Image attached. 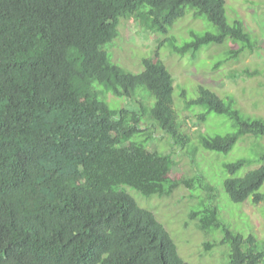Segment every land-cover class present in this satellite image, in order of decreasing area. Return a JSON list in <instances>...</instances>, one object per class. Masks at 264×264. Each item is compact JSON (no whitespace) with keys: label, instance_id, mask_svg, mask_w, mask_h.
Segmentation results:
<instances>
[{"label":"trees","instance_id":"obj_1","mask_svg":"<svg viewBox=\"0 0 264 264\" xmlns=\"http://www.w3.org/2000/svg\"><path fill=\"white\" fill-rule=\"evenodd\" d=\"M225 0H0V264H188L155 215L125 192L144 198L170 196L177 188L212 187L202 174L173 173L170 153L145 147L150 122L178 146L190 137L175 108L174 80L158 52L132 73L106 50L120 20L145 31L168 33L186 9L215 33L191 31L170 50L194 57L204 46L245 42L235 59L254 46L239 21L227 22ZM219 66V62L214 69ZM251 76L256 72L244 71ZM195 96L181 90L185 109L206 122L225 117L230 130L198 133L206 152L228 154L243 137H264V120L235 107L201 84ZM135 109L110 107L107 95ZM139 136L145 137L139 140ZM264 153L224 163L223 189L232 204L264 200V165L235 175ZM202 232L219 230L228 264H264V243L229 229L209 201L193 211Z\"/></svg>","mask_w":264,"mask_h":264},{"label":"rangeland","instance_id":"obj_2","mask_svg":"<svg viewBox=\"0 0 264 264\" xmlns=\"http://www.w3.org/2000/svg\"><path fill=\"white\" fill-rule=\"evenodd\" d=\"M227 22L231 25L239 21L249 35L254 46L247 47L237 58H227L229 50L238 49L245 42L231 45L225 42L221 46H204L194 57L191 53L184 56L173 53L167 39H174L177 46L190 41L191 31L201 34L215 33V28L204 18H195L190 9L185 16L169 28L168 33L156 34L143 30L133 20H120L118 37L106 47L113 63L132 73L142 71L141 61L158 52L160 60L174 80L175 108L182 131L190 137L188 146H178L156 126L143 121L141 128L151 133L145 144L150 151L170 153L174 161L173 173L185 176L202 174L205 181L214 187L213 192L205 189L190 190L177 188L164 198H144L135 190L123 187L136 203L151 211L164 226L177 246L179 256L188 264H228V247L221 244L222 232L219 230L202 232L198 228V219L191 216L202 204L212 201L218 216L229 225V229L243 237L254 236L264 243V200L253 203L251 198L240 204H232L224 189L223 181L230 176L223 169L224 163H230L240 157H255L264 153V137L241 138L228 154L204 151L197 142L198 133L230 130V122L225 117L211 115L206 122H199L194 114L198 110L185 109L179 99V92L187 90L194 97L192 88L201 84L219 97L231 96L235 107L253 118L264 120V0H225ZM219 62V66H214ZM244 71L254 75H247ZM110 107L135 109L134 103L127 99H115L107 95ZM145 137L139 136V140ZM264 165V161L255 162L241 169L235 177L243 176L247 171ZM264 193V183L259 189Z\"/></svg>","mask_w":264,"mask_h":264}]
</instances>
